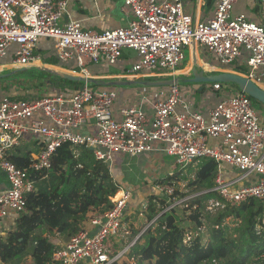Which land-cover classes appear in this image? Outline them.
<instances>
[{"label": "built area", "instance_id": "2783aa9c", "mask_svg": "<svg viewBox=\"0 0 264 264\" xmlns=\"http://www.w3.org/2000/svg\"><path fill=\"white\" fill-rule=\"evenodd\" d=\"M69 1L0 0V59L10 54L14 65L27 67L35 59L39 41L48 40L61 65L83 71L89 64L116 66L122 72L113 76L118 80L162 79L175 77L185 51L188 54L195 45V50L202 47L214 60L206 62L212 66L224 68L237 62L246 66L247 73L242 74L254 84L264 78V0H260L261 15L255 21L244 15L232 17L237 0H215L211 15L202 21L192 20L182 0H121L126 26L102 32L86 30L79 21H64ZM12 46L15 48L9 52ZM127 52L134 55L129 62L124 59ZM221 88L220 83L212 84V91ZM137 94V101L116 111L120 91L89 83L69 97L23 100L4 96L0 100V171L8 187L0 192V220L26 214L25 195L37 190L27 172L8 158L26 133L39 137V151L29 166L34 171L48 170L53 154L63 144L73 150L92 149L95 159L106 164L116 153L133 158L153 152L158 144L180 167L196 165L201 159L216 163L211 191L217 197L205 203V214L214 215L251 199L264 201V126L246 94H222L207 114L192 108L178 84L154 90L152 95L145 91ZM87 122L96 128L95 134L81 131ZM222 164L244 178L256 179L235 189L223 178ZM153 188L165 199L162 213L186 207L191 198H177L168 184L157 183ZM130 198L131 192L124 191L112 200L110 210L84 223L52 254L50 264H113L127 254L134 241L121 251L113 246L117 238L129 233L122 219ZM146 210L147 201L141 204L139 216ZM191 211L197 212L196 207ZM225 226L239 227L230 218L222 223L221 227ZM205 231L203 226L187 230L183 243ZM255 231L264 241V214ZM261 260L264 252L256 256V261ZM211 264H225V260L212 259Z\"/></svg>", "mask_w": 264, "mask_h": 264}, {"label": "trees", "instance_id": "16d2710c", "mask_svg": "<svg viewBox=\"0 0 264 264\" xmlns=\"http://www.w3.org/2000/svg\"><path fill=\"white\" fill-rule=\"evenodd\" d=\"M231 70L242 72L238 68ZM15 74H34L41 82L57 81L75 88L84 84L70 82L38 69H21ZM46 83L50 82L45 81L43 85L40 83L37 88L40 90ZM26 97L24 95L13 99L26 100ZM40 97L38 94L34 98ZM74 150L70 149L69 144H63L53 154L50 168L42 171L29 168L32 162L29 153L8 157L18 168L27 172L37 190L25 195L27 213L18 217L15 230L0 242V257L4 264L22 255L29 241L34 244L32 264H50L52 254L58 246L48 237H32L35 230L45 227L49 233L73 235L93 216L110 210L114 205L112 199L120 197L119 186L113 179L109 166L96 160L89 148L77 147ZM216 171L217 165L213 160L201 159L194 169H190V177L181 178L182 175L179 176L174 171L155 182L173 187L176 196L178 191L174 185L181 180H187L189 188L201 190L198 195L185 202V208L189 211L188 217L193 221L194 228L203 226L206 230L204 234L192 236L184 244L187 229L178 225L176 208L162 213L165 199L157 193L150 194L146 196L147 210L142 217L136 214L133 217L134 223L128 224L132 238L137 237L128 250V258H134L135 264H211L212 259H224L225 264H264V260L256 261V256L264 252V241L255 231L257 220L264 214L263 200L251 199L214 215L204 213L205 203L217 197L211 191ZM193 207H196L197 212L191 211ZM226 218H230L239 227H221ZM152 220V225L141 233V227Z\"/></svg>", "mask_w": 264, "mask_h": 264}, {"label": "crops", "instance_id": "0c3cea01", "mask_svg": "<svg viewBox=\"0 0 264 264\" xmlns=\"http://www.w3.org/2000/svg\"><path fill=\"white\" fill-rule=\"evenodd\" d=\"M214 3H215V0L214 1L213 0H182L184 11L192 17L193 21H202V20L207 19L211 15L214 9ZM248 4L250 6V10L252 14L251 15L249 14V16H247V19L250 21H255L259 19L261 15L260 0H249ZM122 8L123 7H122L121 0H70L68 3L67 14L64 16L63 20L67 21L68 19H71V20L79 21L82 27L86 30L102 32L107 29L126 26L128 19L123 13ZM52 46L53 45L51 44V42L48 41L47 43L46 40H40L34 52L35 59L27 67H18L14 65L12 63L10 54L5 58L0 59V79H3L6 76H9L10 74H13L14 70H21V69L43 70L44 68H48L52 71H60V72L68 73L71 75L84 77L89 81L88 83H91L93 85V87H99V88L108 87V86H105V83L118 80L113 77L116 74L110 73L109 72L110 68H107L105 66H95V65L89 64L86 66V69L83 71L78 68L70 67L69 65H61L52 55ZM14 48H15L14 46L10 47L9 52L14 50ZM195 52L197 56V65H196L197 71H202L205 75H216L218 73H223V72L238 73V72L231 70V68H227V67L221 68L220 66H217V65L212 66L211 64L212 60L210 56L208 57L207 61H204L200 57L199 49H196ZM189 53L191 52H188V54ZM133 58H134V55L130 52H127L126 55L124 56V59L126 60V62H129V60ZM208 61H210L211 63L210 64L206 63ZM52 62L53 64L54 63L55 64L52 65ZM208 67L210 69H208ZM10 68H14L12 69L13 71H7ZM237 68L240 69V67H237ZM182 69L183 68L176 70L175 77L157 79L156 81L178 79L179 82L177 84L180 90L182 91L183 98L185 99L187 98L191 100L193 109L199 112H202L203 114H207V112L214 105L218 97L223 96L222 93L220 91H216V92L212 91V87L209 88L206 85V83L193 84V85L188 84L187 85L188 87H183L182 85L184 84L182 83L183 79L179 78L178 76L190 78L192 67L190 65V69H189L190 73L188 75L184 74L183 71L181 72ZM239 73H244V72H239ZM91 81H96V82L92 83ZM127 81H130V80H127ZM99 82H101V84H98ZM31 84H32L31 89L24 91V93L18 92V91H8V93H5V94L1 93L0 100L4 96L13 98L17 96L22 97L24 95H26L27 96L26 98L28 99L29 98L33 99L38 94H40L41 97H44V96L49 97V96H57V95H63L65 97H69L75 91V89L78 90V88H80V86L75 88L74 86H71V85L60 84V83H57V81H52L49 84L47 83L44 84V87H42L39 90L37 88L36 83L32 82ZM258 86L264 90L263 81ZM122 87H125V86H122ZM167 87H160V88L162 89V88H167ZM111 88H114V87H111ZM145 88L147 87L134 86V88L127 90V93H129L128 97L127 98L121 97L119 100H117V101H120V105L117 106V102H116L114 104V110L116 111L122 106H126L129 103H133L137 101L139 97V94L137 93L139 92L141 93L143 91L148 93L147 92L148 90ZM34 91H37V94ZM132 99H135V100L132 101ZM260 121L264 126V121L261 119ZM82 131L87 134H95L96 128L93 125H91V123L87 122L86 125H84V127L82 128ZM38 143H39V139L32 136V134L26 133L21 137V139L19 140L18 146L14 149L11 155L22 156L24 154L29 153L31 160H32V158H34L39 151ZM154 147L156 150H154L153 152L143 153L137 157L131 158V159H135L137 166L132 170L129 169V172L132 171V173L136 174V181H137L136 184L139 185V188L138 189H132V187L126 188V189H131V198L129 199L127 208L125 210V215L127 217L126 216L124 217V222L127 225V227L130 222L134 223L135 220L133 217L139 213V208L141 204L146 201V196L150 194H153V195L156 194L153 188L155 185V182L158 180L164 179L165 177L168 176V174L173 173L176 169V166L173 163L164 167V170H167L166 172L167 176L165 177L162 174L163 169L161 170L158 169L156 171V169L159 168L160 165H163L162 158L167 157V155L162 151L163 148L160 145L157 144ZM116 156L117 155L114 154L113 158H116ZM154 163L156 164L153 165ZM107 165L110 166V164H107ZM221 169L223 172V178L225 180L231 181L233 183V188L235 189L248 185L249 183L253 182L256 179V177L254 176L244 178L238 171L232 169L231 167L225 164L221 165ZM110 171H111V175L113 179L114 180L116 179L115 182L119 186V192H121L122 194L125 189L121 188V182L119 179H117L118 177H120L119 175H122L120 170L117 169V165H116L115 168L113 169L111 167ZM7 187H8V183L5 178V175L2 171H0V192L5 190ZM18 217L20 216L9 215L5 219L0 220V242L1 241L3 242L6 239L7 234L9 232H13L15 230V223ZM62 234H66V233H57V232L49 233L45 227H40L39 229L35 230V232L32 234V237H35L38 235H42L43 237H48L50 241H52L56 246H58V248H60L64 245V243L59 244L58 240L60 239H52L51 235H62ZM30 243L32 245V250L27 249ZM33 248H34V244L32 243V241H29L22 255L9 260L5 264H32L33 260H32L31 255H32Z\"/></svg>", "mask_w": 264, "mask_h": 264}, {"label": "rangeland", "instance_id": "374dc122", "mask_svg": "<svg viewBox=\"0 0 264 264\" xmlns=\"http://www.w3.org/2000/svg\"><path fill=\"white\" fill-rule=\"evenodd\" d=\"M248 2H249V0H237L236 3L233 5V9H232V13H231L232 17L237 16V15L238 16L239 15H244L247 18V16H249V14L251 15L252 12L250 10V6H249ZM46 42L48 43V40H46ZM199 52H200V57L204 61H207L209 55L206 54V52L204 51V49L202 47H199ZM185 53H186V58L183 61L182 65L178 66V69L183 68L181 70V72L183 71L184 74L188 75L190 73L189 69H190V65H191V57H190L191 54L190 53L187 54V50L185 51ZM213 61H211V62H213ZM236 66L240 67L242 72L247 73L246 66L242 65L240 63L237 64V62H235V63H233V64H231L229 66H226V67L227 68H237ZM126 68H129V65H127ZM12 69H14V68H10L7 71H13ZM16 71L17 70H14L13 74H10L9 76H6L5 78L0 79V94L1 93L2 94L8 93V91H18V92H23L24 93V91L31 89V87H32L31 83L32 82L36 83L38 87H39L40 83H41V85H43L42 83L45 82V81L50 82V83L52 82L51 80H45V81L41 82L42 80L38 79L34 74L15 75ZM109 72L110 73H115V74L122 73L121 70L118 67H116V66H111L110 69H109ZM178 77L181 78V79L185 78L183 76H178ZM156 80L157 79H154V78H141V79L130 80V81L151 82V81H156ZM262 81H263V84H264V78H263ZM89 84H91V83H89ZM212 84L213 83H206V85L209 88L212 87ZM182 85H183V87H188L187 86L188 84H182ZM189 85H191V84H189ZM221 85H222V88H221L220 92L222 94H224V92L228 93L229 91H232L234 93V92L237 91V89H236V87L234 85H230V84H221ZM91 86H93V85L91 84ZM134 86L140 87V85H131V86H125V87H114L118 91H120V96L118 97V100L121 97L122 98L123 97L127 98L128 94H129V93H127V90H129L131 88H134ZM100 87H102V86H100ZM145 89L148 90L147 92H148L149 95H152V90L160 89V87H147ZM34 90H35V88H34ZM186 91H184V92H186ZM34 92L37 94V91H34ZM12 93H14V92H12ZM250 100H251V98H250ZM116 102H117V106H119L120 105V101H116ZM251 104H252V107L254 108V110L258 113L259 118L264 121V106L259 104L256 101H253V99L251 100ZM81 131H82V129H81ZM32 136H34L37 139L39 138V137H37L35 135H32ZM154 145H157V144H154ZM115 155H117V156H116V158L112 159V162H110L109 168L111 169V167H112V169H113L117 165V169H119L121 174H122V175H119L120 177L117 178L121 182V188L122 189L124 188L125 189L124 191H130V192H131V189H126V188L132 187V189H138L139 185L136 184L137 183L136 174L132 173V171L129 172V169L132 170V169H134L137 166L135 159L128 158L125 155H122L120 153H116ZM125 159H127V160H125ZM162 163H163V165H160V167L157 168L156 171L158 169H160V170L163 169L162 174L165 177V176H167L166 175L167 174L166 173L167 170H164V167H166L167 165L172 164V163L175 164V157H173V156L163 157L162 158ZM155 164L156 163H154L153 165H155ZM175 166H176L175 173H177V175H179V176L182 175L181 176V178H182L183 176L190 177V175H191L190 169H194L196 165H191V168H189V166H186V167H180V166H177V165H175ZM150 167H152V166H150ZM170 174H168V175H170ZM115 181H116V179H115ZM174 187L178 191L177 192V197L178 198H182L183 197L182 199H185V198H188V197H194V196L198 195L201 192V190H196L194 188H189L187 186V180H185V181L181 180V181L177 182V184H175ZM175 213H176L178 225L180 227H183V228H185V229H187L189 231H192L194 229V224L192 223L193 221H191L189 219V217H188L189 211L185 207H183L181 205L179 207L177 206V208L175 209ZM125 216L126 215L124 213L122 222H123L124 226L126 227L127 225L124 222V217ZM147 227H148V224L147 223L144 224V226L141 227L140 232L142 233L144 231V229H146ZM121 234H123V233H121ZM132 237H133V235L130 234V230H129V233L127 235H121V238H117L114 241V243H115L114 244L115 247L113 246L114 250L121 251V250H123L125 248H128L130 246V244L137 239V237H134V239ZM51 238L52 239H60V240H58L59 244H63V243L67 242V240L69 239V236L66 233V234H62V235H51ZM27 249L32 250L31 243L28 245ZM128 257L129 256H127V254H125L122 258H120L119 260H117L114 263H116V264H135V262L134 261L132 262L131 258H128ZM142 264H149V263L142 262Z\"/></svg>", "mask_w": 264, "mask_h": 264}, {"label": "water", "instance_id": "95a60500", "mask_svg": "<svg viewBox=\"0 0 264 264\" xmlns=\"http://www.w3.org/2000/svg\"><path fill=\"white\" fill-rule=\"evenodd\" d=\"M191 54V77L185 78L182 80L184 84H204V83H220V84H234L238 87L239 91L246 94L249 98L258 102L264 106V90L261 89L258 85L254 84L252 81L243 76L242 73H229L223 72L216 75H205L202 71H197V56L195 52V45L192 46L190 50ZM44 71L52 73L58 78L70 81V82H83L88 83L89 81L80 76L71 75L68 73L60 71H52L48 68H44ZM95 83L96 81H91ZM179 82L178 79H169L162 81H151V82H137V81H125V80H116L112 82L105 83V86L108 87H122V86H131V85H140L143 87H167L175 85ZM92 150V149H90Z\"/></svg>", "mask_w": 264, "mask_h": 264}, {"label": "bare ground", "instance_id": "6f19581e", "mask_svg": "<svg viewBox=\"0 0 264 264\" xmlns=\"http://www.w3.org/2000/svg\"><path fill=\"white\" fill-rule=\"evenodd\" d=\"M208 69H210L209 67H208ZM119 195L121 196V192L119 193ZM118 198H116L115 200H117Z\"/></svg>", "mask_w": 264, "mask_h": 264}]
</instances>
